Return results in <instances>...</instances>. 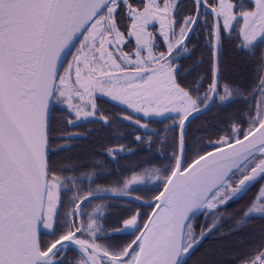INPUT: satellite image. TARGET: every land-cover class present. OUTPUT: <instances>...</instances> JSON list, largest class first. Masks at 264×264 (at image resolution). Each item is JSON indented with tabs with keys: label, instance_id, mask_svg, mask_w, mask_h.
<instances>
[{
	"label": "snow or ice",
	"instance_id": "6c2138e0",
	"mask_svg": "<svg viewBox=\"0 0 264 264\" xmlns=\"http://www.w3.org/2000/svg\"><path fill=\"white\" fill-rule=\"evenodd\" d=\"M225 41L250 68L228 59ZM198 46L201 57L181 73L179 56ZM244 73L250 79L241 82ZM96 93L125 114L91 121L100 125L95 140L105 142L82 146L91 168L65 176L86 166L51 158L75 145H50L91 135L64 133L97 116ZM54 104L65 106L62 117ZM229 104L240 109L191 128L214 105ZM156 118L172 123L149 131ZM122 121L145 151L159 141L161 167L148 160L121 169L119 161L135 153L107 134ZM113 175L110 187H92ZM261 181L264 0H192L187 11L182 0H0V264H189L224 220L234 221L219 232L225 237L264 221ZM253 188L243 208L226 215ZM95 199L123 203L88 211ZM146 205L153 212L144 222ZM199 216L211 225L197 234ZM243 264H264V227Z\"/></svg>",
	"mask_w": 264,
	"mask_h": 264
},
{
	"label": "trees",
	"instance_id": "16d2710c",
	"mask_svg": "<svg viewBox=\"0 0 264 264\" xmlns=\"http://www.w3.org/2000/svg\"><path fill=\"white\" fill-rule=\"evenodd\" d=\"M192 39H193V43H197L195 36H193ZM199 43H202V39ZM189 48L190 49L192 48L191 44L189 45ZM225 52H226L228 59L232 63L240 65L242 68L251 67V65L247 63V61L245 60V57L242 54L237 55L236 53L231 51V45H229L227 41H225ZM201 53H202V49L198 46L194 52L190 51L189 53L180 55L178 63L182 65L181 73L184 72L185 68H189L190 66H192L194 62L201 57ZM202 70H203V66L201 67L200 71ZM195 76H196V73L192 72L188 75H185L184 80L193 81ZM246 79H250V76L248 75V73H244L241 76V82H243ZM95 102L97 104V109H98L97 117L103 114V115H109V116L119 115L122 118V116L125 114L124 112L121 111L122 107L115 105L112 102H109L108 100L104 98H101V97L96 98ZM52 107L55 109V112L53 113V115L57 117H62L64 115L65 108H63L62 106H58L56 104H54ZM238 109H240L239 104H229L226 108L225 107L217 108L214 105L212 110H210L205 115L201 116L200 119L193 121L191 128L192 129L203 128L205 125V122L214 123L216 120L226 119L228 116L234 115ZM94 120L96 119L79 123L77 126H74L71 129H68L64 133V134L79 133L81 135H87L91 133V135H88V138L86 140L84 139H77V140H72V141L56 140L53 144L50 145V148H53V149L56 148L57 145L62 144V143H68L71 145H75L74 147L71 148L70 151H61V152H56L55 154H51V158L55 161L70 160L72 162L86 166V167H81L79 171L76 173L66 172L64 173L65 176L79 175L80 172L88 171L91 168L90 161L93 159V157L92 155L88 154L87 149L82 146L89 145L92 142H95V143L105 142L104 139L95 140V138L98 135L97 130L100 128V125L97 123L91 122ZM158 121L159 119H155L149 125V131L162 130L164 129L166 124L172 123L171 120H167L164 123H160ZM134 131H135L134 128L130 127L127 121H122V122H117L114 125H112L111 131L107 134V139H111L114 146H117L118 144H122V145L127 146V148L132 149L135 153L134 155L126 156L125 158L119 161L121 169H126L131 164L144 163L148 160H152V164L149 166L161 167L162 165L160 163V160L155 158L160 148L159 141H156L153 143L150 152L145 151L147 145H137L136 143H134V135H129V133H133ZM139 131L143 132L144 130H139ZM121 135L123 136V139H118ZM145 139H147V137H145ZM167 151L170 154L171 150L169 149ZM95 158L102 159L106 167L111 168L113 172L116 171L117 165L111 164L107 157H102V156L97 155ZM97 170L99 171L100 169H97ZM126 174L131 175V173H126ZM115 178L116 177L114 175L103 177L97 180L96 183L92 185V187L95 188L97 184L103 185L104 187H110L113 181L115 180ZM85 184L87 186V181L85 182ZM155 194H158V192ZM146 199L148 201H151L152 196L149 195L148 197H146ZM112 203L121 204L122 201L112 200ZM229 207H231V211H229L227 214H231L235 212L237 210L236 207H238V205L231 204ZM151 209L152 207H149V206L143 207L142 211L144 213V222L147 221V217L149 216ZM111 219L112 217L109 216V220ZM233 223L234 221L227 220V219L224 220L222 225L218 229V231L214 232L211 235V238L207 239V241H204L201 244L199 251L194 256L195 260L199 258V259H202L208 262V264H234L239 259L243 260V253L247 250V248L253 246L258 241L261 227H264V221H260V220L249 221L248 223L250 227L245 228L239 232H236L234 235H229L226 237L219 235V232L221 231L227 232L229 229V226ZM141 228H143V222L141 223ZM124 237H125V240L126 238H129V241L135 238L134 236H131V235L124 236ZM72 255L73 253H71V256Z\"/></svg>",
	"mask_w": 264,
	"mask_h": 264
},
{
	"label": "flooded vegetation",
	"instance_id": "af4514ba",
	"mask_svg": "<svg viewBox=\"0 0 264 264\" xmlns=\"http://www.w3.org/2000/svg\"><path fill=\"white\" fill-rule=\"evenodd\" d=\"M182 3H183V6L185 7V11H187L188 10V8H190V6L192 5V0H182ZM191 4V5H190ZM97 98H99V97H97ZM102 98V97H101ZM96 99V98H95ZM109 101V100H108ZM109 102H111V101H109ZM113 104H115V105H118V104H116V103H114V102H112ZM118 106H120V105H118ZM120 107H122V106H120ZM64 108V107H63ZM93 119H98V117L96 116V117H94V118H91L90 120H93ZM82 122H86L85 120H80L79 121V123H82ZM78 123V124H79ZM261 183H264V181H261ZM258 187V186H257ZM256 191V188H253L248 194H247V196H245L243 199H241V200H239V202H237V203H233L232 205H234V204H237L238 205V207H236V209L238 210V209H241V208H243V206L247 203V201H248V199H249V197H251L252 196V194H253V192H255ZM123 203V202H122ZM121 203V204H122ZM102 204H112V200H110V199H95V200H92L91 201V203L87 206V210L88 211H91L96 205H102ZM117 205H119V204H117ZM152 210V209H151ZM119 211V209L118 208H110V209H108V212L109 213H112V214H116L117 212ZM229 211H231V207H228V209H227V213L229 212ZM226 213V214H227ZM203 225V227L204 228H208V227H210V225H211V218H209V220H208V222L206 223L205 222V218L203 217V216H199L198 217V219L196 220V230H197V232H199L200 231V228H201V226ZM49 237H48V235H47V232H46V230H44V231H42L41 232V235H40V239H41V241H45V240H47ZM209 238H211V235L210 236H208V238H206L204 241H207V239H209ZM123 239H125V237H123ZM126 240L127 241H129V238H126ZM203 241V242H204ZM209 241V240H208ZM201 247V246H200ZM199 247V248H200ZM199 251V249H197V251L193 254V256H192V258L189 260V263L190 264H193V262L195 261V258H194V256L196 255V253ZM69 257H71V253H69ZM234 264H243V260L242 259H239L236 263H234Z\"/></svg>",
	"mask_w": 264,
	"mask_h": 264
},
{
	"label": "rangeland",
	"instance_id": "374dc122",
	"mask_svg": "<svg viewBox=\"0 0 264 264\" xmlns=\"http://www.w3.org/2000/svg\"><path fill=\"white\" fill-rule=\"evenodd\" d=\"M81 39H82V37H81ZM76 47H79V41H78V43L76 44ZM73 51H75V48L73 49ZM68 59H71V55L69 56V58ZM66 64H67V61L65 62V66H66ZM97 97H102V98H104V99H106V100H109V101H111V99L110 98H108V97H105V96H103V95H101V94H99V93H96V95H95V98H97ZM111 102H113V101H111ZM114 103H116V104H118L117 102H114ZM56 105H58V106H62V107H64L65 108V106H63V105H60V104H56ZM119 105V104H118ZM94 118V117H93ZM91 119V118H90ZM156 119H159V118H156ZM81 120H84V119H81ZM152 211V210H151ZM151 213V212H150ZM150 215V214H149ZM42 231H44V229L43 228H41V232ZM197 231V230H196ZM199 232H197V234H198Z\"/></svg>",
	"mask_w": 264,
	"mask_h": 264
},
{
	"label": "water",
	"instance_id": "95a60500",
	"mask_svg": "<svg viewBox=\"0 0 264 264\" xmlns=\"http://www.w3.org/2000/svg\"><path fill=\"white\" fill-rule=\"evenodd\" d=\"M77 43H78V41H77ZM77 43H76V44H77ZM73 49H74V48H73ZM73 49H72V51H73ZM69 56H70V54L68 55L67 58H69ZM66 61H67V60H65V62H66ZM65 62H64V63H65ZM161 190H162V189H161ZM146 206H147V205H146ZM152 212H153V207H152V211H151L150 215L152 214ZM146 222H147V221H146ZM41 228H42V226H41ZM40 235H41V229H40Z\"/></svg>",
	"mask_w": 264,
	"mask_h": 264
}]
</instances>
